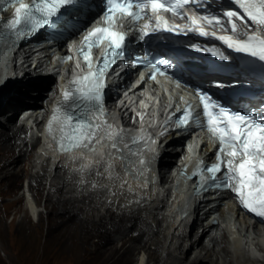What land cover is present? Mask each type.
I'll return each instance as SVG.
<instances>
[{"label": "bare ground", "instance_id": "bare-ground-1", "mask_svg": "<svg viewBox=\"0 0 264 264\" xmlns=\"http://www.w3.org/2000/svg\"><path fill=\"white\" fill-rule=\"evenodd\" d=\"M34 52L29 46L21 47L12 62L19 55L28 61ZM44 62L45 59L39 60V69L46 68L42 66ZM256 72L262 77L251 74V79L264 85V69L257 68ZM247 73L251 72L239 69V76L215 78L224 82L248 81ZM4 75L10 77L12 72ZM41 75L32 77L26 73L25 78L0 91V110H8L4 113L8 127L0 124L4 126L0 129V191L10 195L17 187L22 190L21 197L2 202L5 210L18 202L22 206V210L16 208L10 228L5 217L7 211L0 212V237L5 253L29 260L38 249L47 221L45 240L79 243L92 264H143L145 255L134 257L139 246L148 251L152 264H264V256L255 249L264 251V227L253 224L250 216L240 211L241 204L232 191L217 198L206 194L196 202L182 198L174 204L169 202L171 189L160 187L158 182L160 177L166 179L165 169L176 150L160 148L151 157L152 162L146 159L143 163L142 179L131 182L122 174L119 164L114 175L108 171V175L101 172L94 176L95 180H78L76 172L66 166L67 157L55 156L42 140L36 147V138H29L26 121H21L22 117L11 121L19 109L26 111L39 106L45 112L52 104L56 89L53 77ZM47 87L52 93L44 92ZM38 95L43 96L41 104ZM37 124L43 125V121ZM56 130L54 125L51 133ZM111 161L117 163L116 159ZM24 176L27 181L21 183ZM47 183L43 208L38 199L43 198L42 190ZM176 207L183 208L181 214H177ZM218 215L227 220L214 224ZM116 234H123L119 245ZM5 238L12 242L8 244ZM165 241H169L166 248Z\"/></svg>", "mask_w": 264, "mask_h": 264}, {"label": "snow or ice", "instance_id": "snow-or-ice-1", "mask_svg": "<svg viewBox=\"0 0 264 264\" xmlns=\"http://www.w3.org/2000/svg\"><path fill=\"white\" fill-rule=\"evenodd\" d=\"M230 2L236 8L223 11L225 22L220 15L185 11L190 5L203 7L206 0H106L103 26L89 30L77 49L89 71L86 75L75 77L71 81L72 87L62 93L64 102H78L77 107L79 103H83L85 111L77 117L74 115V108L69 110L61 105L53 110L49 120L50 132L55 124L60 125L59 149L62 152L71 151L96 140L100 125L93 122L90 113L104 114L105 78L110 67L124 55L127 41V34L117 30L124 18L140 26L141 39L153 33L187 35L192 32L200 36L215 37L227 48L264 62V0ZM76 3L77 0H32L31 3L27 0H0V12L7 7L14 8V16L6 22H3V17L0 16V27L19 38L26 31H35L51 24L62 9ZM167 14L180 19L186 17L188 23L175 24L170 21ZM141 21H144L142 25ZM209 27L219 28L230 34L217 35L216 31H209ZM6 39L7 37L0 33V43ZM101 46L104 47L103 55L100 61L94 64L92 50ZM197 50H200L198 46ZM207 50L212 51L213 55H219L223 60L228 59V56L218 49ZM67 59L72 60L73 57ZM148 67L152 80H156L157 75H167V68H161L155 63H150ZM197 95L202 106L203 121L195 114L193 106L186 103L182 112L176 109L177 112H181L176 123L178 127L186 128L195 122L198 126L206 127L219 142L215 163L205 165L203 161L197 162L194 175L199 177L200 187L203 188L207 184L220 187L221 185L217 183L219 174L226 170L223 186L236 194L243 208L264 218V117L234 111L199 89ZM105 125L111 128L107 121ZM107 136L111 139L112 133L108 132ZM151 142L154 144L155 140ZM112 146L116 147L115 144ZM225 156L228 157L226 161ZM140 163L143 164L144 160L141 159ZM205 172L209 175L205 176Z\"/></svg>", "mask_w": 264, "mask_h": 264}, {"label": "rangeland", "instance_id": "rangeland-1", "mask_svg": "<svg viewBox=\"0 0 264 264\" xmlns=\"http://www.w3.org/2000/svg\"><path fill=\"white\" fill-rule=\"evenodd\" d=\"M31 76L35 77L36 75H33L31 73ZM48 90H50V87H47L44 90V92H48V93L51 92L52 93V91H48ZM51 90H52V86H51ZM42 98H43V96L38 95L37 99L39 101V104L42 103ZM27 102H30V101H27ZM19 111H20V109H19ZM19 111L17 112V115L15 116V118L11 122H15L17 119L22 117V115L20 114ZM5 112L8 113V110L4 109V108L0 110V124H4L6 126L7 124H6L5 114H4ZM7 127H8V125H7ZM3 128H4V126L0 125V129H3ZM39 142H40V139L36 138V141H35L36 147H38ZM165 170H167V168ZM48 179H49V177H48ZM25 180L27 181L26 176L23 177V179L21 180V183H22V181L25 182ZM49 180L47 182H49ZM45 181H46V179H45ZM48 186H49V184L47 183L46 188H44L42 190V192H44L43 196H42L43 198L40 200L38 199V202L43 205L42 206L43 208L45 207L44 204H45V200H46V194H47ZM90 187H92V185H90ZM21 193H22V190L20 191L18 187H17V191L13 192L10 195H7L5 192L0 191V212L2 213V211L4 212V210H5L3 203H2L3 201H8V200L16 198V197H21L22 196ZM16 206L9 207L7 210H5V211H7V213L5 212L6 213L5 217H6L8 224H9V228L11 225L10 224L11 220L13 219V215L16 211V208L19 207L18 209L22 210L21 202H18ZM46 228H47V221H46L45 226H44V231H43L44 236L39 243L37 251L35 252V254L33 253L34 255H32L29 260L28 259L26 260L22 257H18L15 254H9V252L5 253V250L3 249V246L1 245L3 238L0 237V264H92L91 259L85 258V250L81 246H79V243H75V242L73 243V242H70V241H67L64 239H62V240H60V239H47V240H45V236L47 233ZM116 235L117 236H115V238H116L115 241L119 245L121 243L120 237H122L123 234H116ZM49 237H50V235H49ZM223 238L225 241L227 240L226 237H223ZM5 239H7V238H5ZM5 241L8 244L10 242H12L10 239H7ZM168 244H169V241H165L164 242V248H166L168 246ZM227 244H229V243H227ZM216 248L220 249V246H216ZM140 254L145 255L144 257H145L147 263H149V264L153 263L152 261H150V256L148 254V251L145 249V247L139 246L135 250L134 257L137 258ZM190 256H191V254H189L187 261H188V259H190ZM135 262H136V260H135Z\"/></svg>", "mask_w": 264, "mask_h": 264}]
</instances>
